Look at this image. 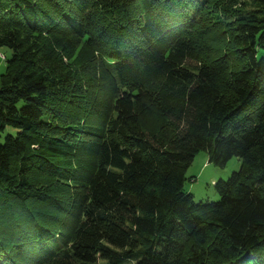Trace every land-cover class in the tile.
<instances>
[{
    "label": "trees",
    "instance_id": "trees-1",
    "mask_svg": "<svg viewBox=\"0 0 264 264\" xmlns=\"http://www.w3.org/2000/svg\"><path fill=\"white\" fill-rule=\"evenodd\" d=\"M0 49V264H264V0H0Z\"/></svg>",
    "mask_w": 264,
    "mask_h": 264
},
{
    "label": "rangeland",
    "instance_id": "rangeland-1",
    "mask_svg": "<svg viewBox=\"0 0 264 264\" xmlns=\"http://www.w3.org/2000/svg\"><path fill=\"white\" fill-rule=\"evenodd\" d=\"M249 5L248 2L243 4V10L250 7ZM203 11V16L201 19L197 20V23H200L201 20L203 22L205 21V23H210L214 21L215 17L218 15L216 4L210 5L208 9L204 8ZM2 56L4 59H2ZM10 56L11 51L8 49H0V76L5 72L6 61ZM65 115L72 114L67 112L64 113V116ZM15 133L16 130L12 127H7L3 132H0V144L4 143L6 136H14ZM208 159V154L205 151H200L194 156L192 163L186 171L184 190L193 195L195 202L217 201L218 195L215 191L214 183L219 180L227 181L230 175L236 172L240 167V160L235 157L230 159L223 168L214 166L208 162Z\"/></svg>",
    "mask_w": 264,
    "mask_h": 264
},
{
    "label": "built area",
    "instance_id": "built-area-1",
    "mask_svg": "<svg viewBox=\"0 0 264 264\" xmlns=\"http://www.w3.org/2000/svg\"><path fill=\"white\" fill-rule=\"evenodd\" d=\"M2 59H3V57H2Z\"/></svg>",
    "mask_w": 264,
    "mask_h": 264
}]
</instances>
